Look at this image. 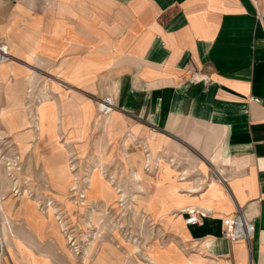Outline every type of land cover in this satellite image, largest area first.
I'll list each match as a JSON object with an SVG mask.
<instances>
[{
    "label": "crops",
    "instance_id": "obj_1",
    "mask_svg": "<svg viewBox=\"0 0 264 264\" xmlns=\"http://www.w3.org/2000/svg\"><path fill=\"white\" fill-rule=\"evenodd\" d=\"M0 42L11 55L0 65L1 131L8 130L5 122L22 128L9 137L32 127L33 110L24 106L32 90L39 100H48L40 108L47 124L41 132L56 129L47 140L57 137L55 132L64 138L60 95L70 131V123L88 125L96 99L111 97L113 119L119 115L127 131H140L135 144L148 150L142 131H151L160 160L168 153L182 159L172 160L179 173L189 167L202 173L199 164L207 167L205 162L220 173L184 178L185 184L199 186V194L214 178L218 194L209 208L172 210L187 235L183 241L167 232L176 246L206 264H264V0H0ZM51 148L33 151L31 145L22 151L29 154L22 166L35 170L38 179L37 200H46L40 185L56 194L45 172L60 164ZM111 148H106L110 162L123 167ZM65 150L68 159L78 155L72 145ZM68 163H74L73 171L92 166L78 156ZM19 197L7 203L14 212L26 206L7 218L14 235L8 253L13 256L19 243L32 256L61 264L62 249L50 234L47 212L39 210L35 198ZM236 208L254 225L247 243H231L221 235L222 220ZM187 211L200 213L201 225L187 224ZM0 234L3 238L1 222ZM0 264L13 261L6 253Z\"/></svg>",
    "mask_w": 264,
    "mask_h": 264
},
{
    "label": "rangeland",
    "instance_id": "obj_2",
    "mask_svg": "<svg viewBox=\"0 0 264 264\" xmlns=\"http://www.w3.org/2000/svg\"><path fill=\"white\" fill-rule=\"evenodd\" d=\"M38 93L39 92L34 93L32 90L31 93H29L30 95H28L25 99L24 106L33 110L31 114V123L28 122V124L32 125V127L30 126L26 131L15 133L12 137H9L8 134H12L15 129H22L15 123L5 122L3 124L8 128L7 132L0 130V135L3 137V139H0V207L1 210H3H0V222L2 223L3 237L7 243V248L11 249L9 243L12 239L11 236H14L10 233V230L7 229V225H9V223L7 224V218L10 220L12 216L17 215L20 208L26 207L19 206L15 213L13 208L11 209L7 206L9 198L12 196L14 198H18L22 195L19 198L27 199L29 195V197L34 199L36 192L41 191L38 186V179H35L34 176L35 170H27L24 164L22 166V163H24L25 160H29V154L25 156L22 151H25L31 145H33V151H36L37 147L44 145L51 151V147H53V149L57 151L59 157L65 158L68 156L65 147L67 148L68 145H72L78 150L77 156L79 157V160L87 161V164H92V166L87 167L86 170L73 171L72 165L74 163L69 165L68 162L77 156L75 155L74 157L69 158L66 167L68 175H66L73 177L74 182H80L78 189L76 190V187L67 186V188L63 190L62 186L58 184L61 180V169L59 170V168L63 167L62 164H59L55 169H45L51 188L56 190V194L54 195L53 192L49 190V186L44 187L43 185H40L43 189L42 196L44 197V200H46H37V198H35L36 205L39 210L47 212L46 210L51 207L55 212L54 216L57 220L54 219L53 216L48 217L47 215V221L50 225V234L62 249L63 255L61 253L58 257L59 261H63L61 264H103V261H105V264H118L107 263V259H113V256L105 255L106 252L103 250V243L109 244L111 249L118 253H116L117 257L118 255L121 256L123 264H153L149 261V257L152 256L151 254L158 258L161 264H166L167 262H169V264H206V262H201L199 259L200 257L197 255L184 254V252L176 246L170 235L167 234V232H172L175 235H178L183 241L187 239L181 216L174 215L175 212L171 210L168 216L172 221L168 222L166 217L160 214L162 205L167 198V187L169 185L176 186L181 183L185 187H189V189L194 190L197 194L189 195V193H182L178 191V195L182 198L187 199L188 197V199H192L191 201L193 204H210V199L214 197V192L216 196L218 194V190H214L215 186L213 185L212 180L209 182L205 194H199L201 193L200 188H198L199 186L185 184L186 181H179L184 178L186 180L190 175L198 176V174H202V169L201 173L199 169L189 167V170L180 171L179 173L177 169H175L176 165H174L172 160L174 159L183 163V161H181L182 159H176L174 155H169L170 153L166 151L161 153H168L163 156L166 159L164 158L160 160V158H158L155 154L156 148L154 147L155 145H153V141L151 139L154 134L151 131H146L149 138L147 140L148 150H145L146 147L142 148L140 144H135V140L133 141L135 146H131L130 144L127 148V153L123 144H111V150L117 153L119 160L123 163V167L118 163V161H114V159L110 162V155L107 154L106 149V155L102 158V160H99L95 156L94 140L98 136L104 135L105 137L106 134V129L104 125L101 126V124L98 126V129L93 128L92 137L90 138V150L87 152L86 149L89 143L88 132L84 138L74 137L72 134L68 136L67 132L70 130L68 128H64V138L58 139L63 147L58 145L56 146L51 142H49V145L48 143L41 142L39 139L38 128L41 131L42 125H46L44 128L47 129V124L42 121L44 113L40 108L41 105L47 103L48 100L45 98L39 100L40 96H38ZM91 108L93 109V118H98V112L96 113L97 116H95V109L97 110V108H94L93 104ZM101 118V120H104L107 117ZM61 119L62 115L59 123V126L62 129ZM13 124H15V126H13ZM29 131H32V133H30L31 136L28 135ZM55 134L60 137L56 132L54 133V136ZM124 138H126L125 135L122 139ZM28 140H31V142L28 143ZM48 140L50 141V138ZM107 146H109L108 143H106V148ZM85 152L86 154L84 155ZM12 153H16V156H18L17 162L19 164L18 167H20L19 171H14L13 173L20 188V192L17 196L12 193V182L8 177V172L5 167L7 161L11 160ZM148 155L152 159L151 164H147L145 162L146 156ZM83 157H85V159H82ZM168 159L169 161L167 163ZM108 162L110 163L108 164ZM129 162L133 166H130ZM107 164H111V166H108ZM205 164L207 165V167L204 165L206 173L203 174L207 176L209 170L212 171L216 168L212 165V163H210L212 166H209L206 162ZM89 170L99 171L101 176L106 181L110 182V185L115 190L116 195L121 198L115 199L113 204L110 205H106L103 201H101L99 204L101 207L98 206L95 208L94 204L81 207L78 202L79 199H81L78 198V196L81 197V195L78 194L86 187V184H81V181L82 179H85ZM136 174L142 176L141 185L144 186L145 191L141 189L140 182L136 180ZM23 190H27L28 192L24 191L22 194L21 192ZM121 194L123 196H121ZM31 203L32 202H30V205H32ZM153 203L154 206H152ZM22 204L23 202H21V205ZM155 204L157 205V208H155ZM102 205L105 207H102ZM149 206L150 209L148 208ZM189 208L194 207H188V209ZM91 209H94L93 211L101 217V221L98 226L94 225L91 221ZM60 226L63 227L60 228ZM0 236L2 237L1 234ZM100 238H102V241ZM7 248V257L13 261V264H23L26 261V258L30 259L33 264H37V260L40 264H52L47 257L42 255H36L35 257L32 256L30 251H28L24 246L22 247L23 250L21 253L17 250V252L13 253V256L8 253Z\"/></svg>",
    "mask_w": 264,
    "mask_h": 264
},
{
    "label": "bare ground",
    "instance_id": "obj_3",
    "mask_svg": "<svg viewBox=\"0 0 264 264\" xmlns=\"http://www.w3.org/2000/svg\"><path fill=\"white\" fill-rule=\"evenodd\" d=\"M5 64H7V63L0 64V65H5ZM63 99H64V96L60 95V101L62 102L61 115L63 117V119H61V120H63V122L61 123V125H62L63 128H67V126L69 124L67 122V117H68V111L69 110H68V107L65 106ZM111 100H112V98H111ZM95 106H96L95 108H97V104L96 103H95ZM98 106H99V104H98ZM115 110H116V108H115ZM113 112H114V110H113ZM113 112H111L109 114L110 116L108 115L109 117L106 116L107 118H105L104 120H101L102 118L99 115H98V118L97 117L96 118H93L92 117V119L90 120V122L88 121V125L86 127L85 126L83 127V124H85L86 121H80L79 123H70V127L72 128V130L71 131H68L67 132V135L70 136L71 134H73L74 137H83L84 138V137H86L85 136L86 133L89 131V128H90V124L91 123L94 122V128L95 129H98V126L101 124V126L104 125V127L106 129V132H105L106 134H105V137H104V135L103 136H98L94 140V147H95V153L94 154H95V156L99 160H102V158L106 155V152H105L106 143H108V145L109 144H112V143H115L116 145L123 144L124 148L126 149V153H127L128 152L127 151V148L129 147L130 144H131V146L134 145V142L133 141L135 140V136L140 131H138V129L135 128V127H132L130 131H127L126 130L125 122L121 118V116L118 115L117 118L113 119V115H111ZM50 117L56 120V115L55 114H52ZM55 129H56V127L53 126L52 127V131L47 132V133H42L40 131V129L38 128V131H39V139H40L41 142L48 143V145H49V142H51L52 144H54L56 146L58 145L60 147H63V145L60 144V142L58 140L59 139L58 136L55 137V138H52L51 137L50 138V141H48L46 139V137L47 136H50L51 135V132H53ZM142 134H143V136L146 137L147 140L149 139L148 138V133L146 131H142ZM124 135L126 136V138L122 139ZM0 139H3L2 135H0ZM219 158H221V156H219ZM55 159H57L58 161H60V164H62L63 167H64V168L63 167L62 168H59V170L61 169V176H60L61 180L58 182V184H60V186H62V189L63 190H65L67 188V186L68 187H76V190H77L78 189V186L80 185V182L79 181L74 182V178L73 177L67 176L68 175L67 174L68 170H67L66 167H67V162L69 160L68 159V156L65 157L64 159L62 157H59L58 156ZM145 162L147 164H151L152 163V159H151V157L149 155L146 156ZM199 167L202 169L203 173H206V168H205V166H204L203 163H200L199 164ZM169 170H170V168H169ZM211 172L214 175L213 177H215V176L218 177L219 174H220V173L218 174L217 172H215L213 170ZM218 172H220V171H218ZM135 178H136V180H138L140 182L141 189L143 191H145L144 186L141 185V182H142V179L141 178H142V176H140L139 174H136L135 175ZM213 179H212V182H213V185L215 186V189L214 190L217 191L218 190V186L216 185L215 180H213ZM179 181L182 182V181H184V179H181ZM111 182H112V180H111ZM82 183H85L86 184V187L84 188V190L80 191L79 194H78V195H81V197L78 196V198H81L78 201L81 207L82 206H85V205H90V204H94L95 205V208L98 207V206L101 207L99 205L101 201H103L106 205H110V204H113V201L115 199L121 198V197H119V196L116 195L115 190L110 185V182L106 181L101 176V174L99 173V171H93V170L91 171V170H89V172L86 175L85 179H82L81 184ZM167 189H168V191H167V198H166V201L164 202V204L162 205V210H161V213L160 214L163 215V216H165L166 217V220L168 222H171L172 221L170 219V217L168 216V214H169V212L171 210H174V209L181 210L182 209V211H183L187 207H195V206H204L205 208H209V205L212 203L213 199H216L217 198V196H216V194L214 192V194H213L214 197H212L210 199V204H208V205L193 204L192 201H191L192 199H190V198L188 199V197H187V199H185V198H182L180 195H178L179 192H182V193H196V192H194V190L189 189V187H185L183 184L179 183L176 186L169 185L167 187ZM228 193H229V191H228ZM121 196H123V195L121 194ZM152 206H154V203L152 204ZM152 206H151V208H152ZM102 207H105V206L102 205ZM148 208L150 209V206ZM155 208H157V205L156 204H155ZM0 210H1V207H0ZM93 210L91 209V211H92L91 221L94 223V225L98 226L99 222L101 221L100 220L101 217H100L99 214H96ZM1 211H3V210H1ZM160 214H159V216H160ZM47 215H48V217H52L53 216L54 219H56V217L54 216V210L51 207L48 208ZM62 227L63 226H60V228H62ZM11 237L13 239L14 236H11ZM101 239L102 238H100V240ZM3 240H4V237H3ZM5 244H6V242H5ZM102 245H103V250H105V252H106L105 255H111V256H113V259H111V258L110 259H107L106 258L107 259V263L123 264L122 263L121 256L118 255V257H117L116 256V253L117 252H115L113 249H111V246L109 244L103 243ZM18 247H19V251L21 253L22 252V244H18ZM6 248H7V244H6ZM151 255L152 256L149 257V261H151L153 264H161L159 262L158 258L154 257L153 254H151ZM141 256L143 257L142 254H141ZM108 257H110V256H108ZM102 263L105 264V261H103ZM128 264H130V263H128ZM166 264H169V262H167Z\"/></svg>",
    "mask_w": 264,
    "mask_h": 264
},
{
    "label": "built area",
    "instance_id": "obj_4",
    "mask_svg": "<svg viewBox=\"0 0 264 264\" xmlns=\"http://www.w3.org/2000/svg\"><path fill=\"white\" fill-rule=\"evenodd\" d=\"M11 59V55L9 52L8 45L5 42H0V64L8 63ZM97 104V112L100 117L108 116L113 110H115V104L112 102L109 96L100 97L96 99ZM99 104V106H98ZM11 160H8L6 163V170L8 172V177L12 182V193L15 196L19 194L18 187L16 186L14 171H19L18 167V156L16 153L11 154ZM188 219L186 220L187 224H197L201 225V222L197 218L196 215H201L200 213H196L194 211H187ZM254 233V225L248 220L245 215L242 213L240 208H236V211L229 216H226L222 220V229L221 235L222 237L231 242L244 241L248 242ZM6 256V244L3 238L0 236V263L3 258Z\"/></svg>",
    "mask_w": 264,
    "mask_h": 264
}]
</instances>
